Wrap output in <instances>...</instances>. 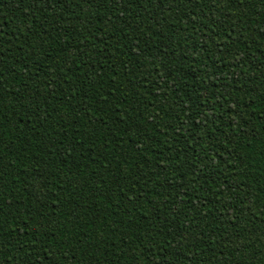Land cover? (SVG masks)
Masks as SVG:
<instances>
[{
    "label": "trees",
    "instance_id": "obj_1",
    "mask_svg": "<svg viewBox=\"0 0 264 264\" xmlns=\"http://www.w3.org/2000/svg\"><path fill=\"white\" fill-rule=\"evenodd\" d=\"M0 224V264H264V0H0Z\"/></svg>",
    "mask_w": 264,
    "mask_h": 264
},
{
    "label": "snow or ice",
    "instance_id": "obj_2",
    "mask_svg": "<svg viewBox=\"0 0 264 264\" xmlns=\"http://www.w3.org/2000/svg\"><path fill=\"white\" fill-rule=\"evenodd\" d=\"M239 3L240 4H243L244 3V0H239ZM2 230H3L2 229V224H0V235H2ZM25 234H26V231H25ZM21 251H23V249H21ZM2 260H3V252L0 251V262H2ZM36 264H40V258H37Z\"/></svg>",
    "mask_w": 264,
    "mask_h": 264
}]
</instances>
